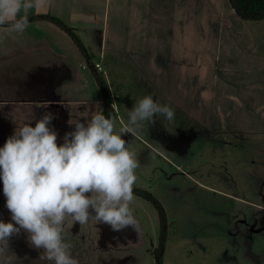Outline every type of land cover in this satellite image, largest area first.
<instances>
[{"label": "crops", "instance_id": "0c3cea01", "mask_svg": "<svg viewBox=\"0 0 264 264\" xmlns=\"http://www.w3.org/2000/svg\"><path fill=\"white\" fill-rule=\"evenodd\" d=\"M27 15L38 19L23 34L0 26V62L17 81L44 82L42 98L23 94L13 105L57 111L92 101L100 108L102 92L90 77L89 59L105 67L115 131L145 95L175 109L172 123L154 118L137 137L169 161L150 138L175 159L189 161L264 128V19H242L230 0H42ZM47 15L73 28L86 53ZM88 78L97 84L93 95L87 94ZM127 135L132 138L122 139ZM9 250L16 264H47L39 260L43 251ZM72 253L79 264L120 261L103 248L88 253L92 262Z\"/></svg>", "mask_w": 264, "mask_h": 264}, {"label": "rangeland", "instance_id": "374dc122", "mask_svg": "<svg viewBox=\"0 0 264 264\" xmlns=\"http://www.w3.org/2000/svg\"><path fill=\"white\" fill-rule=\"evenodd\" d=\"M2 66L0 62V147L17 126L30 123L35 127L36 121L45 113L53 115L49 127L57 132L59 146L65 134L75 128L70 122L86 123L97 110L92 101L89 105L70 103L57 111L35 105H13V101L20 100L23 94L28 100L42 98L44 82L17 81L13 75L4 74ZM89 74L97 83L93 72L89 71ZM94 86L97 84L88 78L87 94H94ZM74 87L71 85L70 88ZM72 95L78 93L73 91ZM7 101L12 102V106L3 105ZM100 108L103 109V105ZM169 128L171 130L173 126ZM250 133L247 136L238 134L228 140L233 141L232 144L217 145L210 154L192 156L189 161L175 159L153 138L150 141L172 161L137 137L126 136V142L132 145L130 150L139 161L133 187L150 192L166 213L162 264H264V128ZM140 134H144L143 130ZM131 207L138 230L129 226L113 231L110 225L96 223L94 219L81 226L73 224L69 218L65 231L72 251L88 262L95 260H88L89 252L103 248L106 253L119 255L120 261L115 264H157L153 254L159 247L160 212L153 202L139 195H134ZM0 221L13 222L6 207L2 180ZM27 237L28 234L21 230L11 237L9 247L18 252L26 249L43 251L31 247ZM82 264H85L83 260Z\"/></svg>", "mask_w": 264, "mask_h": 264}, {"label": "clouds", "instance_id": "9594fccd", "mask_svg": "<svg viewBox=\"0 0 264 264\" xmlns=\"http://www.w3.org/2000/svg\"><path fill=\"white\" fill-rule=\"evenodd\" d=\"M41 3L0 0V26L23 34L29 25L27 13ZM127 115L117 132L115 121L98 108L86 123L70 122L75 128L59 146L57 132L49 127L51 113H45L35 127L30 123L17 126L0 147V180L15 222L0 221L2 264H16L9 240L21 230L28 234L31 247L43 249L40 261L79 264L65 231L69 218L81 226L94 219L113 231L129 226L138 230L131 205L139 161L130 150L131 142L122 135L136 138L160 116L172 123L175 109L150 94L137 99Z\"/></svg>", "mask_w": 264, "mask_h": 264}, {"label": "trees", "instance_id": "16d2710c", "mask_svg": "<svg viewBox=\"0 0 264 264\" xmlns=\"http://www.w3.org/2000/svg\"><path fill=\"white\" fill-rule=\"evenodd\" d=\"M232 7L236 11V13L244 20H261L264 19V0H230ZM38 17L28 18L29 22L37 20ZM44 19L51 21L61 29H63L66 33H68L75 43L79 46L83 53H86V49L79 38V36L75 33V30L65 24L62 20L54 16H44ZM5 26V25H4ZM87 64L94 71L95 78L97 80L98 86L102 92V101H103V112L104 115L111 117V96L107 81L103 77V75L99 74L94 66L91 65L90 60L88 59ZM133 194L139 195L145 198L148 201L153 202L160 212L161 218V233L159 237V247L154 251V258L157 264H162L164 248H165V240L167 233V218L166 213L160 202L157 200L155 196H153L150 192L133 187Z\"/></svg>", "mask_w": 264, "mask_h": 264}, {"label": "built area", "instance_id": "2783aa9c", "mask_svg": "<svg viewBox=\"0 0 264 264\" xmlns=\"http://www.w3.org/2000/svg\"><path fill=\"white\" fill-rule=\"evenodd\" d=\"M94 68L98 73H103L104 75H106L105 67L101 63H96L94 65Z\"/></svg>", "mask_w": 264, "mask_h": 264}]
</instances>
